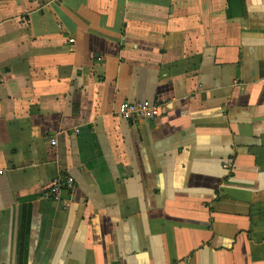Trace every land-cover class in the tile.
Wrapping results in <instances>:
<instances>
[{
	"label": "crops",
	"instance_id": "obj_1",
	"mask_svg": "<svg viewBox=\"0 0 264 264\" xmlns=\"http://www.w3.org/2000/svg\"><path fill=\"white\" fill-rule=\"evenodd\" d=\"M0 264H264V0H0Z\"/></svg>",
	"mask_w": 264,
	"mask_h": 264
},
{
	"label": "built area",
	"instance_id": "obj_2",
	"mask_svg": "<svg viewBox=\"0 0 264 264\" xmlns=\"http://www.w3.org/2000/svg\"><path fill=\"white\" fill-rule=\"evenodd\" d=\"M118 115L127 121L137 120H155L161 115V106L158 103L149 100L144 101H123L116 109ZM56 144V140H51ZM75 188V179L72 176H58L51 184L50 194L54 199H60L62 190H73Z\"/></svg>",
	"mask_w": 264,
	"mask_h": 264
}]
</instances>
